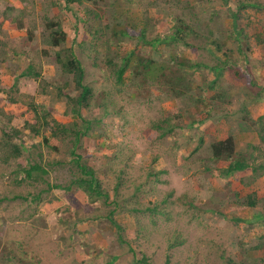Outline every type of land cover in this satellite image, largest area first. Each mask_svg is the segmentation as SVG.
I'll return each mask as SVG.
<instances>
[{
  "label": "rangeland",
  "instance_id": "rangeland-1",
  "mask_svg": "<svg viewBox=\"0 0 264 264\" xmlns=\"http://www.w3.org/2000/svg\"><path fill=\"white\" fill-rule=\"evenodd\" d=\"M80 2L0 0V131L18 129L13 140L29 158L40 154L42 163L62 161L46 165V178L66 183L65 143L57 151L43 144L33 147L41 135H33L25 124L34 122L29 103L62 114L66 109L62 91L76 94L42 35L45 19L59 20L67 34L66 46L81 43L77 52L95 94L91 109L84 111L97 120L95 135L83 138L79 151L98 168L105 188L120 182L117 201L122 207L114 217L137 256L144 254L150 264H226L227 258L239 264L236 253L244 248L250 263L255 256L262 264L261 253L252 254L250 248L264 237V174L253 179L240 174L229 181L213 177L205 168L211 167L205 147L227 134L233 135L237 150L259 142V128L245 117L264 114V95L260 92L263 100L252 101L253 94H248L264 87V0ZM231 13L237 15L239 33ZM102 19L122 31L112 36L106 28L100 35ZM180 24L186 28L185 39L169 41L166 37ZM28 30L33 32L30 41ZM89 31L96 33L95 50ZM215 43L222 47L215 48ZM130 50L152 61L150 79L162 66L173 70L175 61L184 59L192 85L188 89L179 85L182 92L173 84L171 97L170 87L155 82L142 89H136V82L116 83L106 63H121ZM92 62L96 66L91 67ZM29 63L38 79L22 76ZM215 76L221 98L210 116L202 117L206 107L197 106L194 98L214 93L209 81ZM65 80L68 84L60 91ZM165 116L179 120L180 127L158 138L152 125ZM12 179L11 169L0 163V197L13 193L28 197L0 202V264H135L128 248L117 242L109 224L95 217L84 197L76 194L78 202L70 204L63 191L52 189L35 201L31 195L44 185L16 186ZM247 194H253L257 203L240 209ZM146 207L155 210L151 213Z\"/></svg>",
  "mask_w": 264,
  "mask_h": 264
},
{
  "label": "trees",
  "instance_id": "trees-1",
  "mask_svg": "<svg viewBox=\"0 0 264 264\" xmlns=\"http://www.w3.org/2000/svg\"><path fill=\"white\" fill-rule=\"evenodd\" d=\"M81 0H65V5L68 3H81ZM251 6H258V4L251 3ZM244 6H249V3L244 4ZM66 7V6H65ZM233 19V28L236 33H239L236 25L237 15L231 13ZM98 18V17H97ZM82 21L81 25L85 23L84 17L80 19ZM104 23V28L100 31V35L105 34V29L109 28L111 35H116L122 30L117 28L116 24H110L106 20L102 19ZM182 23L181 21H179ZM18 28L23 29L20 25ZM116 29H118L116 31ZM117 32V33H116ZM90 33V31H89ZM96 33H90L89 41L91 46L95 47V38L93 35ZM141 34H145V27L141 25ZM42 35L46 42L53 50V59L55 63L60 67L63 74L67 75L70 82L76 90L75 95H70L63 92V86L68 84L65 80L62 86L58 87L62 91V96L65 99L66 109L62 114L54 112V110L48 109L45 106L38 103H29L28 108L33 111V123H25L26 127L32 132L33 135H41V142L39 144H32L33 147H37L43 144L48 149L53 151L58 150V146L65 143L66 154L68 155L67 164L69 176L66 183H50L46 176L48 175V169L46 165H53L54 162L62 164V161H49L48 163L41 162V155H36V158H29L24 155V148L13 140L15 135L19 133L18 129L13 128L12 132L2 129L0 131V163L4 164L11 169L13 175V184L18 186L25 182L29 184H42L45 187L32 194L31 200L38 201L41 198L42 192L51 191L52 189H58L63 191L67 201L70 204L77 203L76 194L84 197L85 204L92 208L95 212V217L98 219H103L110 228L113 230L116 240L120 245H125L129 252L131 253V260L135 264H150L147 257L142 254L138 257L132 244L125 237L124 227L115 219L114 214L120 207H122L118 201L117 196L120 190V182L116 181L110 189L105 188L102 184V178L99 176L98 168H95L92 164L87 161V155L79 151L81 149V142L83 138L95 135V127L97 122L96 119L89 117L88 114H84V111H89L92 107V102L95 97L94 91L91 84L87 81V69L79 57L78 49L80 46V41L74 39L73 42L77 41V47L73 45L66 46L67 34L61 27V23L57 19L47 18L43 22ZM186 35V28L183 24L176 27L174 32L168 37H166L171 42H176L178 40L183 41ZM33 32L26 31V40L30 41L32 39ZM94 40H93V38ZM164 38V40L166 39ZM257 41H260L258 35L255 34ZM120 41L116 42L119 45ZM222 47L219 43H215V48ZM95 50V49H94ZM78 51V52H77ZM238 51L241 53L240 47ZM134 59V60H133ZM151 60L145 59L142 55L134 53L130 50L128 56L123 61L118 64L109 61L107 68L110 74L115 79L116 83L125 82H136L134 85L136 89L148 88L151 82L160 84L163 88L170 87L169 95L173 91L174 87H181L179 85L185 86V88H190L193 80H188L186 78L187 72H185V60L177 59L175 61V68L172 70L169 66H162L159 73L154 79L151 78L152 67ZM228 62L227 60L224 63ZM92 66H96L95 62L91 63ZM194 65V63L192 64ZM223 66V64H222ZM184 68V70H183ZM182 70V72H180ZM22 76L33 77L34 79L39 78V73L36 71L35 67L29 63L25 70L21 73ZM189 78V77H188ZM252 84H256L253 80ZM133 84V83H132ZM216 84V76L214 79L209 81V88H213ZM182 92L185 90L180 88ZM214 93L205 98L200 94L201 97H195L194 101L197 106L205 105L206 109H202V117H209L210 110L217 104L219 98H221V90L219 87H214ZM180 92V91H179ZM264 95V87L257 86V89L253 93H248L251 96L252 101L263 100L258 93ZM178 95V92L177 94ZM172 97V96H171ZM14 101L13 99H11ZM208 104V105H206ZM246 112H248L246 110ZM248 118L249 122L259 128V142L257 144L248 143L245 148L237 150L235 147V139L232 134H227L223 138L214 139L211 141L205 149H207V161L211 163V167H207L206 170L209 175L217 177L220 179H225L229 181L231 178L237 177L240 174H249L253 178H257L259 175L264 174V114L259 115L257 118ZM170 119V117H160L156 122L153 123L152 127L157 132L158 138H163L169 136L175 132L176 128H179V120ZM263 146H260V144ZM112 194V195H111ZM253 194H247L244 196L242 201H240V209H245L248 207H254L256 205V199L252 196ZM27 196L21 193H13L11 196L0 197L1 201H15V200H27ZM188 203V201H187ZM148 210L153 212L154 208L146 207ZM215 210L219 208L213 207ZM104 211V213H102ZM58 220L61 217L56 214ZM264 237H259L255 245L250 248L252 254L255 252L261 253V263L264 264ZM236 255L239 257L237 262L239 264H258L255 260V256H252V262H249L248 252L244 248L240 249ZM226 264H237L234 259L227 258ZM169 262V259L166 260Z\"/></svg>",
  "mask_w": 264,
  "mask_h": 264
}]
</instances>
